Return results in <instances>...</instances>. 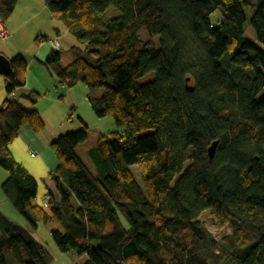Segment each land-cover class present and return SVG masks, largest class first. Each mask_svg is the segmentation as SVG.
Listing matches in <instances>:
<instances>
[{
    "label": "trees",
    "instance_id": "16d2710c",
    "mask_svg": "<svg viewBox=\"0 0 264 264\" xmlns=\"http://www.w3.org/2000/svg\"><path fill=\"white\" fill-rule=\"evenodd\" d=\"M241 1L46 0L77 44L70 63L53 48L44 65L66 87L85 84L94 113L123 130L98 134L99 175L76 152L86 123L54 139L50 177L59 200L48 190L44 207L34 202L37 178L10 149L24 125L44 128L39 112L24 106L41 94L2 101L0 166L8 176L1 189L29 227L50 222L58 247L85 255L82 264H264V0L250 18L261 47L244 34ZM17 2L0 0L2 21ZM110 8L116 15L104 16ZM10 62L7 94L27 74L22 55ZM150 72L156 76L142 83ZM205 210L230 231L215 237L200 221ZM53 261L29 229L0 211V264Z\"/></svg>",
    "mask_w": 264,
    "mask_h": 264
},
{
    "label": "crops",
    "instance_id": "0c3cea01",
    "mask_svg": "<svg viewBox=\"0 0 264 264\" xmlns=\"http://www.w3.org/2000/svg\"><path fill=\"white\" fill-rule=\"evenodd\" d=\"M29 3L32 5V7L35 6L34 0H18L15 9L11 15H13L14 13H18L19 11H22V9H25V7ZM42 11H45V13H48L49 17L53 18L46 6V2L45 4L42 5ZM35 15L36 14H32L33 17ZM7 20H9V18ZM8 23L9 22H4V26L6 28H8L7 27ZM56 29L58 35H46L48 33H35L36 37L34 38V40H36L35 41L36 44L31 43L29 45L30 47L28 46L30 50L27 47L21 49L18 46H13V49L12 48L7 49V51L5 52L2 51L0 53L5 55L9 59H12L15 55L20 54L27 62V74H26L25 85L17 88L12 94H7L6 77L5 75L0 74V104L5 99H8L10 101H16L22 95L27 94L30 91L34 90L41 94V98L34 105L30 104L29 102H26L24 104L26 110L31 111L32 109H36L43 118V120H45L44 114L45 112H47L49 107H53L55 111L56 118L54 119L53 130L50 134H48L47 136H41L37 134V132L31 134L30 132H28L29 130H27L28 125H24L20 129L18 136L20 135L21 131L25 129L26 135L30 137L31 144L30 145L22 144L21 146H18V148L12 147V143L14 141L10 144V149L16 160L19 161L21 164H23L26 167V169L37 178L38 182L40 181L43 183V188L41 189L39 182L38 194L34 199V202H42L45 195H47L48 190L51 191L52 197L54 198L55 201L59 200V195L56 192L55 182L50 177V174L54 172L58 164L57 158L50 147V143L54 139H56L60 134H63L61 132L62 128H70V126L64 127L66 119L72 120L75 114L77 113L81 114L80 115L81 117H78L79 125L77 126L79 127H76L74 129H68V131L66 132H69L71 130L74 131L75 129H80L83 125V122L87 124L86 121H91V120L96 121L98 124H96L97 130L95 132L97 135H96L95 143L97 140V136L100 133H109L115 131L121 132L123 130L122 128L115 125L114 122L108 120V118H104V117L99 118L94 113L88 101L89 89L85 84L84 86L81 83H77L72 87H66L58 83L56 76L44 65L43 61L48 56L50 51L53 50L51 40L54 38H57L59 40L60 30L57 27ZM66 32L67 33L69 32L67 27H66ZM12 35H14V32H12ZM41 37L45 39L44 42H39L38 39ZM69 48L70 47L67 48V51ZM60 50H62V47L60 48ZM27 51L28 54L25 53ZM79 147L80 144L76 148L77 154ZM31 150H35L37 153L36 154L34 153L33 155L32 154L33 152H31ZM7 176L8 174L6 176L3 175V178H7ZM1 203L2 201H0V211L11 220L22 225L21 220L19 219L17 221L15 220V218L20 217V214L17 213L15 207L10 202H5L4 204ZM24 227L29 229V231L38 241L42 242L35 235L37 228H34L33 230V228L29 227V225H25ZM66 252H70V251H66Z\"/></svg>",
    "mask_w": 264,
    "mask_h": 264
},
{
    "label": "rangeland",
    "instance_id": "374dc122",
    "mask_svg": "<svg viewBox=\"0 0 264 264\" xmlns=\"http://www.w3.org/2000/svg\"><path fill=\"white\" fill-rule=\"evenodd\" d=\"M45 2L46 0H34V5H35L34 7H32V5L29 3L25 7V9H22V11H19L18 13H14L13 15H11L9 17V20L6 19L5 21H3V22H9L7 25L8 27L7 29L10 32L11 31L14 32V35L9 37L8 39H3L0 37V53L2 51L3 52L7 51V49H11V48L13 49V46H18L21 49L27 47L30 50L29 45L31 43L36 44L35 42L36 40H34V38L36 37L35 33H48L46 35H58L56 32L57 30L56 27H57L60 30L59 41L62 47L61 62L63 65H66L72 61L73 56L67 51V48L70 47V45L77 44V40L71 33L66 32V26L63 24L62 21L54 17L51 18L49 17L48 13H45V11H42V5L45 4ZM241 3L243 6L245 16H246V21L244 24V34L249 40L253 41L254 43H256L257 45L261 47L260 43L256 40L255 33L250 24V18L254 13V7H256L260 3V0H242ZM110 9L111 10H109L106 14H104V16L110 17V16L116 15V11H114V9L112 8ZM32 14H36L37 16L35 15L33 17ZM218 16H219V12L216 11L212 14L211 17L214 21L216 20V18H218ZM139 36L141 38H146V35L143 31L139 33ZM38 40L39 42L45 41V39L43 40L38 39ZM25 53L28 54V51ZM155 76H156L155 72H150L144 75L142 78H140V81L144 83V82L152 80ZM81 84L84 85L83 83ZM103 91H104L103 88H97L95 90V93L97 95H101ZM44 115H45L44 116L45 117L44 128L41 129L40 131H34L32 130L31 127L27 126L28 128L27 130H29L28 132H30L31 134H34V132L35 133L37 132V134L41 136H47L48 134L52 132L53 122H54V119L56 118L54 108L49 107L47 112H45ZM80 115H81L80 113H77L73 116L72 120L66 119L64 127L70 126V128H62L61 132L67 133L66 131H68V129H74L76 127H79L77 125H79L78 117H81ZM104 118H108V120H110L111 122H114V124L116 125L113 117L105 116ZM86 122L88 126V137L84 142L80 143V147L78 149V154H79L78 156L89 166V168L96 175H99L100 173L99 164H98L95 153L92 152L94 145H95L96 135H97L95 132L97 130L96 124L98 123L93 120L86 121ZM150 131L151 130H144L140 133V135L147 134ZM22 144H26V145L31 144L30 137L26 135L25 129L21 131L20 135L14 140V142L12 143V147L18 148V146H21ZM31 152L35 154L37 153L35 150H31ZM131 169L136 179L139 182H141L138 168L135 165H133L131 166ZM7 174H8L7 170H5L3 167L0 166V201H2L1 204H4L5 202H9V200H7L6 197L3 195L2 189H1V184L6 179V178H3V175L6 176ZM40 188L41 189L43 188L42 182H40ZM17 213L20 214L18 211ZM18 219L22 221V226L28 225V223L26 224L27 222L26 219L21 214L19 218H15L16 221ZM200 221L217 238L222 237L225 233L230 231V228L228 226L218 227L215 224L214 220L212 219L209 210H205L202 213V215L200 216ZM51 227L52 225L50 222L49 223L39 222L38 227L36 229V234H35L36 237L40 239L42 243L51 252L54 258V261L51 262L50 264H82L86 260L87 257L85 255L79 256V255H75L72 252H66V251L61 250L58 247V245L55 243L51 235V232H50Z\"/></svg>",
    "mask_w": 264,
    "mask_h": 264
},
{
    "label": "water",
    "instance_id": "95a60500",
    "mask_svg": "<svg viewBox=\"0 0 264 264\" xmlns=\"http://www.w3.org/2000/svg\"><path fill=\"white\" fill-rule=\"evenodd\" d=\"M11 71H12V66H11L10 59L7 58L5 55L0 54V74L7 75ZM190 79H191V77L187 76L185 81L187 83V88L193 90L194 86H193V84L189 83ZM217 144H218V141L214 140L209 145V147H208V155H209L210 158H212L214 156Z\"/></svg>",
    "mask_w": 264,
    "mask_h": 264
},
{
    "label": "built area",
    "instance_id": "2783aa9c",
    "mask_svg": "<svg viewBox=\"0 0 264 264\" xmlns=\"http://www.w3.org/2000/svg\"><path fill=\"white\" fill-rule=\"evenodd\" d=\"M12 33L4 26V22L0 18V37L3 39H8L11 37ZM40 40H43V38H39ZM52 46L55 50H59L61 48L60 42L57 38H54L51 40ZM34 155V153H32ZM49 203V196L45 195V197L42 200V204L44 207H48Z\"/></svg>",
    "mask_w": 264,
    "mask_h": 264
}]
</instances>
